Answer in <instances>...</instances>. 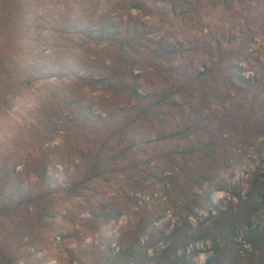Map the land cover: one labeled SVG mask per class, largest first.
Wrapping results in <instances>:
<instances>
[{
	"label": "trees",
	"instance_id": "16d2710c",
	"mask_svg": "<svg viewBox=\"0 0 264 264\" xmlns=\"http://www.w3.org/2000/svg\"><path fill=\"white\" fill-rule=\"evenodd\" d=\"M167 1L174 11L177 7L190 5V0ZM224 2L227 4V0ZM143 8L141 0H0V264H27L29 258L27 255L19 256V253H14L8 248V230L10 224H14L11 217L21 218L23 221L33 218L35 222L55 219L58 214L55 209V194L58 191L64 190L65 198L69 199L71 196H77L78 188H85L87 182L93 179H101L114 171L136 168L142 162L148 164L157 157L149 152L154 149V144H166L167 147L162 149L163 152L158 156L172 162L180 159L178 164H183L192 153H201L211 160L217 159L216 155H211V145L216 143L204 142L199 138L191 141L193 133L189 126L168 131L155 139L140 136L127 138L126 133L132 132L131 126L136 127L140 120H154V108L159 109L155 114L157 117L166 103L172 106L175 104L172 101L173 96L183 90L167 87L159 93L142 95L137 91V86H130L120 76L122 70L117 64L118 60L125 61L122 53L127 50L135 53L137 47L144 43L143 40H149L144 31L129 26L130 20L125 25L127 27H120L112 20L111 14L118 13L117 10L120 9ZM100 9L106 10L99 15ZM96 17L99 21L95 20ZM102 44L106 48L109 47L105 48L108 54L110 47L120 51L116 58L108 57L110 63L100 58V51L97 49ZM158 45L159 50L163 49L161 42H158ZM85 56H89L87 62L82 61ZM94 56L96 58L92 59ZM70 57H73L72 60H69ZM160 57L167 58L164 55ZM217 59L211 66L203 65L198 74L214 80V73L222 71V65L227 61L222 52L218 53ZM233 66L227 67L228 72ZM223 76L225 78H222V81L228 83L230 89L239 93L245 91L242 89L243 85L238 84L239 81L244 82L243 77L237 75L236 80L229 79L225 72ZM54 85L58 86L63 95L87 89L91 92L127 94L135 102L129 109H108L104 115L91 112L87 116L90 124H82L84 119L77 121L81 131L87 127L94 128L98 123L103 124L108 139L115 142L98 147L94 153L89 149L81 152L84 159L77 175L82 177H70L67 186L57 190L50 185L47 174L53 155L49 158L45 155L37 160L33 155L40 152L42 145L62 130L57 120L52 119L58 113L53 109L49 112L43 109L47 103H58L60 107L67 102L64 96L58 97V91L55 89L47 95L48 100H44L40 91ZM203 97L200 100L202 108L212 111L211 98L223 99V92L216 88L209 97ZM28 98L33 99L34 105L26 110L27 121L23 123L21 130H9L6 123L13 113L15 102ZM67 104L76 107L86 118L85 105L75 101L65 103ZM219 104H222L221 101ZM209 115L211 117V114ZM230 120H235V117L223 113L219 128L223 130ZM73 121L67 118L68 123L72 124ZM67 129L73 130V126ZM13 137L24 138L22 142H13L17 143L19 149L10 148ZM29 137L30 140L26 141ZM140 151L147 154L149 152L151 156L145 161H142V157L133 160L135 153ZM227 163V159L222 161L218 170L226 167ZM35 164L39 166L38 170L33 169ZM19 166L28 172L34 170L30 180L36 181L29 180L23 184L22 171L17 170ZM180 168L185 171L182 165ZM203 179H206L213 190H227L226 184L217 180L216 173H208ZM193 183L196 185L198 182L195 180ZM262 187L263 181L258 176L254 177L245 198H240L236 211L229 209L220 213L214 219L210 231L200 229L197 233L191 228L186 216L191 214L195 207L208 203L211 190L203 191L198 196L189 183L180 185L179 181L173 180L168 193L169 201L181 202L182 212L186 213H180L181 223L174 225L170 230L159 228L154 225L162 216L158 214V209L140 210L141 214L136 211L137 220L120 230L115 238L116 244L101 234L99 236L102 227L109 221H117L135 204L133 195L127 197L131 191L135 193L148 187H128L126 191L123 190L124 197L119 199L120 204H115L114 199L109 203L100 201L95 205L85 201L83 206H78L82 209L81 212H86V216L80 217L69 210L72 212L71 217L67 220L66 231L61 235L65 241L73 239L77 242L73 247L69 246L70 242L62 243L67 264H196L193 259L200 251L194 250L187 254L186 249L190 243L206 237H211L213 242L211 253L203 264H243L238 255V244L234 241L235 232L256 208V199L262 197L264 202ZM23 208L31 209L19 216L18 211ZM79 233L81 235L78 236ZM95 235L99 237H92L89 242L84 243V238ZM36 237L37 234H34L25 244L31 246L39 243ZM23 238L24 236L21 241ZM246 241L252 249L247 252L249 262L264 264V230L248 227ZM158 243H162L163 247L158 248Z\"/></svg>",
	"mask_w": 264,
	"mask_h": 264
},
{
	"label": "rangeland",
	"instance_id": "374dc122",
	"mask_svg": "<svg viewBox=\"0 0 264 264\" xmlns=\"http://www.w3.org/2000/svg\"><path fill=\"white\" fill-rule=\"evenodd\" d=\"M144 8L141 10H117L112 12L111 18L120 27L129 23L130 27H137L146 33L149 41H142V46L137 47V52L127 50L122 55L125 61L119 62L117 67L121 71L123 81L130 86L136 87L137 91L144 95L147 93H159L167 87L182 88L183 90L173 96L174 105L165 104L161 112L155 116L159 109L154 108V120H140L135 126H131V133H126L127 138L144 137L155 139L168 131L189 126L192 129L191 141L199 138L204 142H215L211 145V155H216L217 159H209L201 153H192L186 159H176L174 162L164 157L158 156L166 144H154L153 161L142 164L136 168L125 171H114V173L104 175L101 179H93L87 182L85 188H78L77 196L65 198L64 190L55 194L57 216L48 222H35L32 218L26 220L11 217L14 224H10L8 233V248L14 253L27 255V264H67V259L62 246L70 242L73 247L77 242L73 239L63 240L61 235L66 231L68 218L71 213L80 217H85L86 212L78 205L83 206L85 201L95 205L102 201L109 203L114 199L115 204H120L123 198V190L128 187L148 189L129 193L133 195L135 204L131 205L128 212L124 213L117 221H109L102 227L100 234L116 244L115 238L120 230L126 228L130 223L137 220L136 211L158 209V214L162 215L154 225L159 228L170 230L174 225L180 224L182 218V204L176 201L172 203L168 195L173 180L179 181L180 185L189 183L194 193L200 196L203 191L211 190L208 203L201 207H195L191 214H187L186 219L194 232L210 227L214 219L222 212L229 209L236 211L240 198L244 199L254 177L263 181L264 190V0H190V5H186L172 10V5L167 0H141ZM99 15L106 9H100ZM98 20V17L95 20ZM127 27V26H125ZM141 42V41H140ZM158 42H161L163 49L159 50ZM106 47L99 45L100 58L102 61L110 63L108 57L116 58L119 55L117 48L110 47L108 54ZM108 51V52H109ZM223 53L227 61L222 65V71L214 73V80L208 76H201L198 72L203 65L211 66L216 62L218 53ZM164 55L167 58H161ZM70 57L69 60H72ZM94 56L92 59H95ZM89 56L82 57L83 62H87ZM112 59V58H111ZM233 68L228 72L227 67ZM223 72L227 78L236 80V76L243 77L245 91L239 93L230 89L228 83H224ZM54 85L46 90H41L44 100H48L47 95L51 90L58 91V97H63L67 102L75 101L86 106L84 115L70 105L58 103H47L43 109L48 111L53 109L56 114L52 117L57 120L58 126L62 129L53 136V139L42 145L40 152L34 155L35 160L48 156L51 163L48 165L47 174L49 182L55 190L67 186L69 178L78 176V170L83 163V155L80 153L89 149L94 153L95 149L105 144L114 143L109 140L104 130V125L98 123L94 128L87 127L80 130L79 120L90 124L87 117L91 112L94 114L104 112L108 109H129L135 104L133 98L127 94H114L110 92H91L81 89L63 95L62 91ZM223 92V99L212 97L211 110L202 108L200 100L203 96L209 97L215 89ZM42 95V94H41ZM33 99H23L16 101L6 123V127L11 130H21L23 123L27 121L26 110L34 105ZM221 101V105L219 102ZM171 102V101H170ZM169 103V102H168ZM225 113L235 120L228 121L223 130L220 127L221 116ZM211 114V117L210 115ZM50 116L51 114L48 113ZM67 118L74 121L67 122ZM119 118V116H118ZM76 123V124H75ZM81 124V125H82ZM73 126V130L67 128ZM88 129H91L88 131ZM12 131H10L11 133ZM40 135V132H39ZM24 138L13 137L10 148L19 149L17 143ZM30 140V137L26 141ZM146 149V147L144 148ZM210 149V148H209ZM214 150L215 154H214ZM136 152L133 160L142 157V161L148 159L151 154ZM227 159L226 167L221 170L222 161ZM181 165L184 170H182ZM34 170L39 166L35 164ZM216 169L218 171H216ZM22 171V183L26 184L33 177V171L28 172L23 167H17ZM187 171V172H186ZM216 173L217 180L226 184L227 190L223 191V198H212L215 192L209 187L206 179L208 173ZM182 174V175H181ZM158 175V177H156ZM160 179V181H159ZM198 183L194 185L193 181ZM30 181H36L35 179ZM239 196H238V195ZM67 197V196H66ZM64 198V199H63ZM66 199V200H65ZM174 200H176L174 198ZM213 201L215 203L213 204ZM202 202V201H201ZM256 208L253 209L247 221L240 225L236 232L234 241L238 244V255L243 264L249 262L251 246L246 241V227L253 222L256 226L253 229L264 230V202L257 198ZM214 206L217 214L212 217L199 218V211H207ZM27 209L18 211V215L25 214ZM69 210L72 212L70 213ZM141 214V213H140ZM186 214V213H185ZM18 216V217H19ZM37 234L35 238L39 243L27 246L29 239ZM74 235V233L72 232ZM78 236L81 233L77 234ZM24 238L21 241V237ZM98 235L84 238V243L89 242ZM43 240H46L44 243ZM32 243V241L30 240ZM211 237L197 239L190 243L192 245L190 253L194 250L200 251L193 260L196 264H203L206 257L210 255L212 249ZM47 243V246H46ZM63 243V244H62ZM201 245V246H200ZM113 246V244H112ZM158 248H162V243H158ZM187 253V254H190ZM36 262V263H35ZM21 264V262H19ZM256 264V263H253Z\"/></svg>",
	"mask_w": 264,
	"mask_h": 264
},
{
	"label": "built area",
	"instance_id": "2783aa9c",
	"mask_svg": "<svg viewBox=\"0 0 264 264\" xmlns=\"http://www.w3.org/2000/svg\"><path fill=\"white\" fill-rule=\"evenodd\" d=\"M216 197V200L218 199V198H223V191L222 192H215V194L213 195V197L212 198H215ZM215 203V201H213V204ZM217 214V211H216V208L214 207V206H212L211 208H209L207 211H199L198 213H197V215L196 216H198L199 218H204V217H209V218H212V217H214L215 215ZM252 224L250 225H248L247 227H246V229L248 228V227H250V228H254L256 225L253 223V222H251ZM192 245H190V246H188L187 247V249H186V252L187 253H190V250L192 249V247H191ZM201 246V245H200Z\"/></svg>",
	"mask_w": 264,
	"mask_h": 264
}]
</instances>
